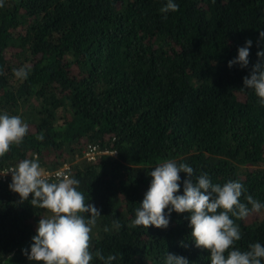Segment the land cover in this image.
Instances as JSON below:
<instances>
[{
	"label": "trees",
	"instance_id": "16d2710c",
	"mask_svg": "<svg viewBox=\"0 0 264 264\" xmlns=\"http://www.w3.org/2000/svg\"><path fill=\"white\" fill-rule=\"evenodd\" d=\"M166 3L3 0L0 7V114L28 125L0 167L34 157L41 168L66 163L101 212L91 251L115 255L112 264H166L167 253L211 264L191 238L189 213L173 211L167 229L131 227L149 173L167 160L191 166L194 182L203 173L221 186L239 181L241 203L248 195L264 203V106L243 84L264 50V0H174L179 10L161 13ZM248 40L249 66L229 68ZM25 66L21 81L13 70ZM85 143L115 153L88 160L80 157ZM31 199L21 203L0 182V264H34L22 250L30 251L40 217L51 213ZM229 215L241 232L236 248L264 246V209L243 220ZM90 264L104 262L93 256Z\"/></svg>",
	"mask_w": 264,
	"mask_h": 264
},
{
	"label": "clouds",
	"instance_id": "9594fccd",
	"mask_svg": "<svg viewBox=\"0 0 264 264\" xmlns=\"http://www.w3.org/2000/svg\"><path fill=\"white\" fill-rule=\"evenodd\" d=\"M0 7H3V0H0ZM178 10L179 5L174 0H167L160 12L167 14ZM164 18L167 19V16ZM259 36L264 41V30L259 32ZM251 45L252 41L248 40L245 46L238 48L237 57L228 62V67L239 65L241 69L247 68ZM257 57V63L243 78V84L245 89L254 90L259 104L264 106V50L258 51ZM13 72L17 79L23 81L27 79L30 68L25 66ZM0 75H3L2 71ZM27 132L28 125L20 116L0 114V157L9 152L12 145L19 146ZM36 139L43 141L44 135L39 134ZM9 172L12 182H5L9 183L11 191L19 194L21 203L28 201L32 194V207L51 213L40 217L30 251L22 250L29 261L34 264H90L95 256L104 264H112L117 258L115 255L105 257L99 249L95 253L91 251L92 229L101 212L94 204L87 203L89 199L86 201L84 194L78 190L79 180L57 173V181L49 182L38 157L20 161L4 175ZM181 172L187 176L183 180V194L177 195ZM149 175L152 178L150 187L135 210L131 227L167 229L173 211L189 213L191 238L197 248L210 253L211 264H262L264 246L260 243L250 244L244 251L235 247V243L241 239V232L229 214L243 220L264 209V203L251 195L246 197L247 204L240 202L245 191L242 183L229 181L221 186L212 183L207 173L195 177L194 182V169L186 163L177 164L175 160L159 164ZM82 214H88V218ZM114 226L119 228V222L115 221ZM104 230L108 231L107 228ZM181 246L187 245L182 243ZM10 259L11 255L8 257ZM166 264H189V261L185 257L167 253Z\"/></svg>",
	"mask_w": 264,
	"mask_h": 264
},
{
	"label": "built area",
	"instance_id": "2783aa9c",
	"mask_svg": "<svg viewBox=\"0 0 264 264\" xmlns=\"http://www.w3.org/2000/svg\"><path fill=\"white\" fill-rule=\"evenodd\" d=\"M105 153H109L114 154L115 150L114 149H107V148H100L97 144L95 143H85L84 146H82L81 148V152H80V157H84L88 160H93L95 159L96 155H100V154H105ZM16 165L13 164H9L6 166H2L0 167V181L3 182H12V177H11V173L9 172L7 175L6 174L10 169H12L13 167H15ZM68 166L66 163L56 167V168H52V169H48V168H42L47 174H48V179L51 182H56L57 181V173H61L64 175H68V170H67ZM69 176V175H68Z\"/></svg>",
	"mask_w": 264,
	"mask_h": 264
}]
</instances>
